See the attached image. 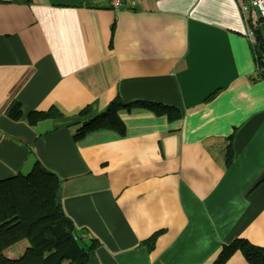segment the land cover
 <instances>
[{"label":"crops","instance_id":"1","mask_svg":"<svg viewBox=\"0 0 264 264\" xmlns=\"http://www.w3.org/2000/svg\"><path fill=\"white\" fill-rule=\"evenodd\" d=\"M117 98L170 108L123 107L124 134L74 139ZM54 106L63 116L28 123ZM37 161L97 242L88 264H212L237 238L264 247V78L236 0H0V180ZM228 264L249 263L238 251Z\"/></svg>","mask_w":264,"mask_h":264},{"label":"trees","instance_id":"2","mask_svg":"<svg viewBox=\"0 0 264 264\" xmlns=\"http://www.w3.org/2000/svg\"><path fill=\"white\" fill-rule=\"evenodd\" d=\"M256 28V43L252 46L254 60L264 78V21L259 19ZM146 107L158 114L170 108L161 103L134 101L123 103L114 99L106 110L84 121L75 132V140L83 139L88 133L111 129L125 133V125L118 111L127 107ZM88 107L81 109L79 115H87ZM10 116L18 120L22 116L20 107L15 106ZM63 116L57 108L47 111H33L28 123ZM61 182L55 173L37 161L30 172L0 180V264H88L97 242L87 244L83 231L65 215L61 203ZM157 233L150 239L153 243ZM28 242L24 250L15 258L8 256L6 250L20 241ZM240 251L249 264H264V247L255 245L245 238H237L223 246L212 264H228L229 259Z\"/></svg>","mask_w":264,"mask_h":264},{"label":"built area","instance_id":"3","mask_svg":"<svg viewBox=\"0 0 264 264\" xmlns=\"http://www.w3.org/2000/svg\"><path fill=\"white\" fill-rule=\"evenodd\" d=\"M139 0H111L113 9L135 8ZM242 19L246 25V37L251 46L256 43V27L258 19L264 21V0H236ZM260 69L256 66V72Z\"/></svg>","mask_w":264,"mask_h":264},{"label":"rangeland","instance_id":"4","mask_svg":"<svg viewBox=\"0 0 264 264\" xmlns=\"http://www.w3.org/2000/svg\"><path fill=\"white\" fill-rule=\"evenodd\" d=\"M28 242L26 240L20 241L17 244H15L10 250L7 251L8 256H18L27 246Z\"/></svg>","mask_w":264,"mask_h":264}]
</instances>
